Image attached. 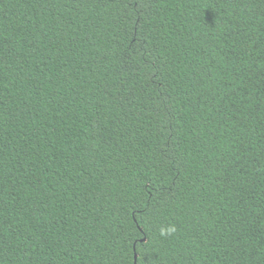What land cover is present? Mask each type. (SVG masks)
I'll use <instances>...</instances> for the list:
<instances>
[{"label": "trees", "instance_id": "16d2710c", "mask_svg": "<svg viewBox=\"0 0 264 264\" xmlns=\"http://www.w3.org/2000/svg\"><path fill=\"white\" fill-rule=\"evenodd\" d=\"M0 264H264V0H0Z\"/></svg>", "mask_w": 264, "mask_h": 264}, {"label": "clouds", "instance_id": "9594fccd", "mask_svg": "<svg viewBox=\"0 0 264 264\" xmlns=\"http://www.w3.org/2000/svg\"><path fill=\"white\" fill-rule=\"evenodd\" d=\"M177 232V227L175 224H169L167 226L161 227L160 228V235L167 237V236H172Z\"/></svg>", "mask_w": 264, "mask_h": 264}, {"label": "water", "instance_id": "95a60500", "mask_svg": "<svg viewBox=\"0 0 264 264\" xmlns=\"http://www.w3.org/2000/svg\"><path fill=\"white\" fill-rule=\"evenodd\" d=\"M136 258H137V256H136Z\"/></svg>", "mask_w": 264, "mask_h": 264}]
</instances>
